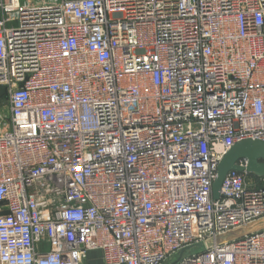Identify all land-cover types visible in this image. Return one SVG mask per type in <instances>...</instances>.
I'll list each match as a JSON object with an SVG mask.
<instances>
[{
    "label": "built area",
    "instance_id": "2783aa9c",
    "mask_svg": "<svg viewBox=\"0 0 264 264\" xmlns=\"http://www.w3.org/2000/svg\"><path fill=\"white\" fill-rule=\"evenodd\" d=\"M0 14V264H264V229L204 246L264 218L247 158L213 197L230 149L264 142V0Z\"/></svg>",
    "mask_w": 264,
    "mask_h": 264
},
{
    "label": "water",
    "instance_id": "95a60500",
    "mask_svg": "<svg viewBox=\"0 0 264 264\" xmlns=\"http://www.w3.org/2000/svg\"><path fill=\"white\" fill-rule=\"evenodd\" d=\"M241 158H247L249 165L247 171L257 177H264V142L260 140H245L234 145L224 157L218 168V176L213 185V197L219 199L221 187L227 174L232 170L243 171L237 165ZM264 229V218L251 222L239 228L210 237L204 242L206 249L229 243Z\"/></svg>",
    "mask_w": 264,
    "mask_h": 264
},
{
    "label": "rangeland",
    "instance_id": "374dc122",
    "mask_svg": "<svg viewBox=\"0 0 264 264\" xmlns=\"http://www.w3.org/2000/svg\"><path fill=\"white\" fill-rule=\"evenodd\" d=\"M8 105V96H7V91L6 87L0 85V114L4 115L6 112H8L7 109ZM203 248L200 246H195L185 252V255L193 254V253H199L202 252ZM180 254L175 256V259L179 257Z\"/></svg>",
    "mask_w": 264,
    "mask_h": 264
},
{
    "label": "crops",
    "instance_id": "0c3cea01",
    "mask_svg": "<svg viewBox=\"0 0 264 264\" xmlns=\"http://www.w3.org/2000/svg\"><path fill=\"white\" fill-rule=\"evenodd\" d=\"M87 262L89 264H103L101 252H91Z\"/></svg>",
    "mask_w": 264,
    "mask_h": 264
}]
</instances>
